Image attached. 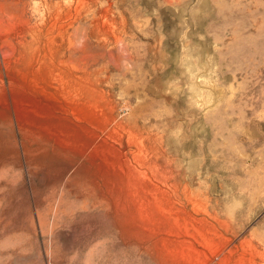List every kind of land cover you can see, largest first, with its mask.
Wrapping results in <instances>:
<instances>
[{
  "label": "rangeland",
  "instance_id": "374dc122",
  "mask_svg": "<svg viewBox=\"0 0 264 264\" xmlns=\"http://www.w3.org/2000/svg\"><path fill=\"white\" fill-rule=\"evenodd\" d=\"M0 264H264V0H0Z\"/></svg>",
  "mask_w": 264,
  "mask_h": 264
}]
</instances>
